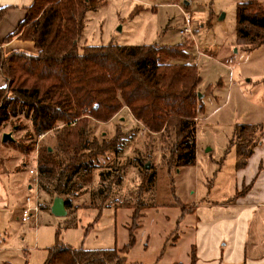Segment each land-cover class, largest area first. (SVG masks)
<instances>
[{
  "label": "rangeland",
  "instance_id": "374dc122",
  "mask_svg": "<svg viewBox=\"0 0 264 264\" xmlns=\"http://www.w3.org/2000/svg\"><path fill=\"white\" fill-rule=\"evenodd\" d=\"M244 1L248 0L97 1L98 7L85 14L81 45L184 43L190 48L189 62L196 65L201 80L194 165L177 168L170 161V139L164 142L161 134L147 131L125 107L105 123L88 117L90 140H114L117 150L93 161L96 168L86 177L90 183L79 181L71 196L70 214L52 215L46 208L53 195L39 189L36 218L21 223L15 215L27 207L33 183L29 170L35 164L39 168L42 148L57 153V141L55 133L36 137L33 152L27 154L21 147L31 142L29 128L1 127L0 264H44L57 244L121 250L131 232L135 243L125 255L126 264H190L199 209L207 212L208 206L236 201L242 175H264V145L239 173L230 142L237 125L264 126V45L251 47L236 39V7ZM185 18L191 33L181 35ZM4 133H10L15 144L2 142ZM112 166L117 168L114 182L121 183L112 185L107 202L101 204L96 195L100 173ZM254 214L252 221L260 222L250 232L255 243L264 238V209Z\"/></svg>",
  "mask_w": 264,
  "mask_h": 264
},
{
  "label": "trees",
  "instance_id": "16d2710c",
  "mask_svg": "<svg viewBox=\"0 0 264 264\" xmlns=\"http://www.w3.org/2000/svg\"><path fill=\"white\" fill-rule=\"evenodd\" d=\"M97 1L34 0L6 41L17 38L32 42L36 53L16 51L0 59V74L5 80L0 88V128H29L27 140L31 142L21 147L27 154L33 152L36 137L55 133L57 153L47 146L39 151V189L53 198L61 197L67 215L77 183H90L86 177L96 168L93 161L118 148L114 140L102 144L90 140L88 117L105 123L125 107L147 131L161 134L164 142L170 139V161L177 168L195 162L201 80L196 65L189 62L190 48L184 43L81 45L85 14L98 7ZM3 13L0 10V19ZM236 39L251 47L264 45V2L237 4ZM263 135L262 125L234 127L230 142L236 151L237 170L246 168ZM8 143L15 144V140ZM111 168L100 173L96 195L100 194L101 204L107 202L112 185L121 183V179L114 182L117 168ZM249 189L250 185H243L235 195L244 196ZM134 243L131 232L121 250H84L57 244L44 264H126L125 255ZM195 260L193 248L190 264Z\"/></svg>",
  "mask_w": 264,
  "mask_h": 264
},
{
  "label": "crops",
  "instance_id": "0c3cea01",
  "mask_svg": "<svg viewBox=\"0 0 264 264\" xmlns=\"http://www.w3.org/2000/svg\"><path fill=\"white\" fill-rule=\"evenodd\" d=\"M33 2L34 0H0V10L4 12L0 19V59L16 51L36 53L32 42L17 38L6 41V38L14 33L24 20L26 10ZM4 86L5 80L0 74V88ZM263 143L264 141L254 148L246 168L242 171L247 169L250 160L262 149ZM261 161L263 160L260 159ZM260 168L259 165L258 169ZM242 171L240 170L239 173ZM243 185H250V189L246 195L236 201L208 206L211 208L207 212L204 208L199 209L198 223L195 226L196 243L193 247L195 264H264V238L254 243L250 236L253 227L260 224L252 221L253 213L256 214L264 209V175L256 171L248 177L242 175L236 184V189L242 188ZM53 200L54 198L49 206L47 205L46 209L49 211ZM212 212L215 214L212 215ZM15 217L16 221H19L20 212L19 214L17 212ZM5 262L10 263V261Z\"/></svg>",
  "mask_w": 264,
  "mask_h": 264
},
{
  "label": "built area",
  "instance_id": "2783aa9c",
  "mask_svg": "<svg viewBox=\"0 0 264 264\" xmlns=\"http://www.w3.org/2000/svg\"><path fill=\"white\" fill-rule=\"evenodd\" d=\"M186 27L180 31L181 35L190 34V20L185 18ZM30 176L33 178V183L30 189V195L26 198L27 207L23 208L20 212V221L22 223L31 222L32 219L36 218L37 213L40 210V195H39V173L37 164L34 165L33 169L29 170Z\"/></svg>",
  "mask_w": 264,
  "mask_h": 264
},
{
  "label": "water",
  "instance_id": "95a60500",
  "mask_svg": "<svg viewBox=\"0 0 264 264\" xmlns=\"http://www.w3.org/2000/svg\"><path fill=\"white\" fill-rule=\"evenodd\" d=\"M10 141H13L11 134L10 133H4L2 135V142L7 143ZM48 150H50V148ZM145 168L148 169V166H146ZM50 212L52 213V215H54L56 217H65L67 215L64 200L61 197H55L54 198L52 206L50 208Z\"/></svg>",
  "mask_w": 264,
  "mask_h": 264
}]
</instances>
